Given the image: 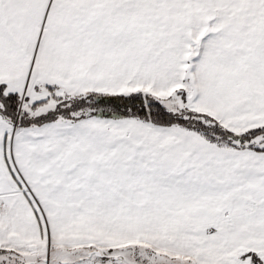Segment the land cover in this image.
<instances>
[{"label":"snow or ice","instance_id":"obj_1","mask_svg":"<svg viewBox=\"0 0 264 264\" xmlns=\"http://www.w3.org/2000/svg\"><path fill=\"white\" fill-rule=\"evenodd\" d=\"M0 264H264V0H0Z\"/></svg>","mask_w":264,"mask_h":264}]
</instances>
